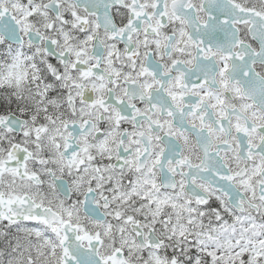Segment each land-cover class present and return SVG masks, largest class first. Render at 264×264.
I'll use <instances>...</instances> for the list:
<instances>
[{
    "label": "snow or ice",
    "instance_id": "snow-or-ice-1",
    "mask_svg": "<svg viewBox=\"0 0 264 264\" xmlns=\"http://www.w3.org/2000/svg\"><path fill=\"white\" fill-rule=\"evenodd\" d=\"M0 264H264V0H0Z\"/></svg>",
    "mask_w": 264,
    "mask_h": 264
}]
</instances>
